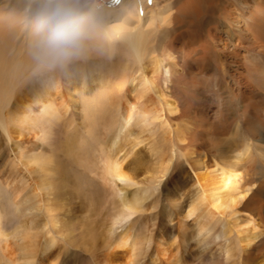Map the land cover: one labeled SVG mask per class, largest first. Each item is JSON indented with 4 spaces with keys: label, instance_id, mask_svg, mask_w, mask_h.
Here are the masks:
<instances>
[{
    "label": "rangeland",
    "instance_id": "obj_1",
    "mask_svg": "<svg viewBox=\"0 0 264 264\" xmlns=\"http://www.w3.org/2000/svg\"><path fill=\"white\" fill-rule=\"evenodd\" d=\"M176 1L99 0L108 9L121 6L124 10L120 11L123 13L133 8L139 12L142 20L140 25L147 32V46L141 61L142 70L136 75L141 82H144V77L148 78V95L159 113L155 118L152 112H142L139 105L129 126L133 135L141 127L144 132L141 136L143 142L132 149L126 164L131 175L141 182L140 187H148L152 193L146 201V210L128 219L135 223L136 230L141 229L145 222L144 229L153 238L148 250L143 251L134 264H264V250L251 247L244 251L236 250L237 229L230 224L231 220H236L242 224L239 232L246 231L251 227L246 223L250 220V224H254L257 230L263 231L255 242L264 237V91L247 85L241 76L245 72L244 65L255 57L261 43L257 44L252 34H247L243 42L226 38L228 36L222 30V20L195 21L197 25L194 23L192 27L186 25V22L179 25L172 19ZM7 9L4 8V0H0V11ZM107 11L105 18L110 20L107 16L112 11ZM149 16L151 22L148 21ZM120 19L117 18L116 22H121ZM133 20L130 17V21H124L133 24ZM15 22L14 28L12 26L8 33L10 45L5 55L11 61L21 59L24 54L20 52H26L31 35L27 20ZM115 36L117 50L112 53L115 59L110 73L114 76L112 82L117 79L116 67L128 66L126 73L139 68L132 57L118 47L120 39L117 34ZM99 38L88 39L81 53L66 65L53 67L59 75L61 93L67 96V91L68 103L73 101L65 112L59 109L61 113L58 111V119L47 111L39 115L40 104L34 93L38 78L35 70L41 69L44 74L52 67L38 66L31 58L33 62L28 71H21L20 67L19 75H15L16 80L10 83L4 75L0 82V99L4 97L8 100L2 112L11 114L13 111H22L32 122L21 136L11 131L7 138L0 131V225L6 231H10L12 226L10 201L3 192V186L6 185V161L14 162L21 169V163L28 162L35 154L41 156L40 160L50 159L53 166L51 182L55 189L52 188L54 192L45 196L44 200L47 201L44 202L49 203L47 214L53 217L55 223L51 229L55 244L47 253L46 264H94L86 240L89 237L88 229L100 228L109 205L108 201H99L102 181L99 177L100 163L96 159L99 139L107 130L102 129V118H98L97 113L94 120L90 118L89 123L82 120L81 114L86 112V105H81L75 93H68L70 89H78L79 86L76 79L69 82L64 78V70L70 73L73 80L75 74L72 73L84 69L92 71L100 64L101 58H106L105 43L102 37ZM205 42L220 49L219 59L210 60V65L204 62ZM260 57L263 61L264 54ZM216 63L224 65V75L218 74L222 77L219 83L215 81ZM165 69L169 72H165ZM177 76L182 80L179 78L175 81ZM91 86H94L92 82L85 85L86 89ZM126 86H129V81ZM106 93H109L108 90ZM95 96H92L93 99ZM53 103L56 107L58 100L53 99ZM79 108L84 109H81L80 115L77 113ZM179 129L183 139L177 132ZM150 144L171 158L168 170L157 181H149L158 164L156 156L150 152ZM118 145L122 151L132 148L126 138L119 139ZM191 151L203 157L205 167L208 168L215 164L224 166L227 163H223V160L239 154L242 160L238 163L248 173V184L253 187L248 206H238L235 209L238 212L233 217L218 214L222 221L217 222L215 233L223 228L221 223H225L231 228L225 236L216 237L212 231L197 235L192 218L186 220L184 229L178 231L174 228L175 219L171 216L170 200L172 194L181 189L182 183L193 176V169L187 161ZM134 189L129 188L131 191ZM107 196L109 198V194ZM135 235L131 242L142 248V232ZM159 238V247L164 253L155 250ZM9 240L14 241L12 238ZM223 245L233 249L229 258L225 259V255L219 253ZM246 252L250 254L247 259H242ZM122 254L123 250L119 249L115 261H122ZM173 257L178 258L176 263Z\"/></svg>",
    "mask_w": 264,
    "mask_h": 264
},
{
    "label": "bare ground",
    "instance_id": "obj_2",
    "mask_svg": "<svg viewBox=\"0 0 264 264\" xmlns=\"http://www.w3.org/2000/svg\"><path fill=\"white\" fill-rule=\"evenodd\" d=\"M27 4L28 0H4V8L9 9L0 11V82L6 75L7 81L12 83L17 78L15 77L16 73L19 75L18 68L21 67V71L26 72L33 62L31 60L33 58L32 33H30L26 45V52H20L24 54L20 60L11 61L5 56L7 47L10 45L8 34L11 31L10 28L15 26V20H27ZM176 4L172 19L176 20L179 25L186 22V25L192 27L195 21L222 20V30L228 36L226 38L243 42L247 34H252L255 42L261 43L260 49L257 50L258 53L254 54L255 57H252L244 65L245 72L241 76L247 85L264 91V60H260V56L264 54V0H177ZM122 9L121 6L116 9H108L105 6V13L107 10V12L112 11L107 16L110 20L105 18L103 25L89 38L102 37L105 51H107L106 58H101L100 64L92 71H84V69L78 73H72L75 74L73 80L70 73L64 70V78L69 82H74L76 79L77 86H79L78 89H70L68 93H75L81 105L85 104L87 107L86 112L81 114L82 120L89 123L90 118L94 120L97 113L98 118H102V129L107 130V133L102 134L99 139L96 159L100 163L99 177L102 181V194L98 195L99 201H108L109 205L100 228L97 230L89 228V237L86 238L93 254L92 262L94 264H134L140 254L148 250L153 240L152 234L144 229L145 222L143 226L141 225V229L136 230L135 223L132 220L128 221L132 215L146 210V201L152 193L148 187H140L141 182L131 175L126 160L132 149L143 142L141 136L144 128L141 127L137 134L133 135V131L129 127L137 106L140 105L142 112H152L155 118L159 113L148 95L146 88L148 78L144 77V82H141L136 75L142 70L140 66L147 46V32L140 25L142 20L136 9L133 8L128 13L121 12ZM158 15L163 18L161 13ZM119 17L122 21L116 22ZM130 17L134 19L135 23L128 22L126 24L124 20L130 21ZM148 19L149 22L152 21L151 16ZM195 25L197 24L195 23ZM116 34L120 39L118 47L123 48L124 52L139 65V68L132 73H126L128 66L116 67L117 79L112 82L111 78L114 76H111L110 73L113 64H115L112 53L117 50ZM219 50L218 47L215 48L211 43L205 42L203 46L204 62L206 61L210 65V60L219 59L221 55H219ZM211 56L212 58L209 59ZM223 66L216 63L215 68L213 67L217 74L215 75L217 83L222 80L220 75H224ZM56 70L55 68L49 69L44 74L41 69L35 70V76L38 78H36L34 93L40 104L39 115L47 111L58 119L59 109L62 108V112H65L73 101L70 100L68 103L67 91H64L67 96H64L63 92L61 93L59 75ZM165 72H169V70L165 69ZM219 73L221 74L218 75ZM179 78L180 76L175 81ZM127 81H129V86H126ZM87 82H92L94 86L86 89ZM107 90L109 93H106ZM1 91L0 89V96L2 95ZM86 95L96 96L93 99L92 96ZM53 99L58 100L56 107H54ZM6 104H8V100L4 97L1 98L0 131L7 138L10 137L9 132L11 131L16 132L19 136L25 134L27 127L32 123L28 115L22 111L5 114L2 111ZM172 108L176 110L175 106ZM81 109L84 111L83 108H79L77 111L79 115ZM11 125L15 127H11V129ZM180 131V129L177 130L182 138ZM121 138H126L131 142L132 148L129 151H122L118 147V141ZM149 148L158 160L156 172L151 175L149 181H157L156 179L168 170L171 158L164 156L161 149H157L153 144H150ZM40 158L39 154L28 158V162L21 163V169H18L16 164H13L14 162L6 161L7 174L4 180L7 187L3 186V192L10 201L12 226L10 231H6V228L0 225V264H46L47 253L55 244V237L51 233L55 223H53V217L47 214L49 203L44 202L47 201L44 200L45 196L52 194L51 191L55 189L51 182L53 166L50 159L45 161ZM239 160V154L231 155L230 158L223 160V163H227L226 165L215 164L208 168L205 167L203 157L194 155L193 151L190 152L187 161L193 169V176L182 183L181 189L172 194L173 197L170 200L175 229L178 231L184 229L186 220L192 218L195 222L197 235L212 231L214 236L220 237L225 236L231 230L225 223H221L223 228L215 233V226L220 220L218 214L233 217L238 212L235 210L238 206H248L247 202L253 193L252 185L248 184V173L241 169L242 165L239 163L242 159ZM30 161L33 163L31 164ZM133 187L134 190H129ZM50 188L51 190H49ZM52 188L54 189L52 190ZM107 194H109V198ZM257 203L259 205V201ZM246 223H249L250 229L239 232L242 224H238L236 220L230 221L231 226L237 229L236 250L244 251L251 247L263 251L264 237L259 242H255L263 231L257 230L254 224H250V220H247ZM138 232H142L141 238L144 240L142 248L131 242L133 234ZM9 238L14 241H10ZM158 240L159 243L155 250L164 253L165 251L159 247L161 239ZM119 249L123 250V260L115 261ZM219 253L224 254L226 259L232 255L233 249L223 245ZM246 253L242 259H247L250 252ZM173 259H175V263L178 261V258L173 257ZM47 264L53 263L48 262Z\"/></svg>",
    "mask_w": 264,
    "mask_h": 264
},
{
    "label": "clouds",
    "instance_id": "obj_3",
    "mask_svg": "<svg viewBox=\"0 0 264 264\" xmlns=\"http://www.w3.org/2000/svg\"><path fill=\"white\" fill-rule=\"evenodd\" d=\"M26 19L37 65L64 66L103 25L105 6L99 0H28Z\"/></svg>",
    "mask_w": 264,
    "mask_h": 264
}]
</instances>
